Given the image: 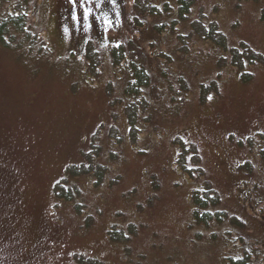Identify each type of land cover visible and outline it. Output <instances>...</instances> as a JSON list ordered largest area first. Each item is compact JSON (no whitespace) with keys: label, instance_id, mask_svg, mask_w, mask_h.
Masks as SVG:
<instances>
[{"label":"rangeland","instance_id":"1","mask_svg":"<svg viewBox=\"0 0 264 264\" xmlns=\"http://www.w3.org/2000/svg\"><path fill=\"white\" fill-rule=\"evenodd\" d=\"M136 2L105 32L128 55L116 66L106 44L93 77L76 36L56 32L61 4L0 0V16L26 9L52 46L35 62L0 46V264H232L246 253L264 264V0H196L184 19L178 0ZM246 48L263 57L243 58L249 82L232 65ZM131 62L152 76L137 97L125 91ZM182 142L203 175L178 165ZM207 183L223 224L194 219L191 195Z\"/></svg>","mask_w":264,"mask_h":264},{"label":"trees","instance_id":"2","mask_svg":"<svg viewBox=\"0 0 264 264\" xmlns=\"http://www.w3.org/2000/svg\"><path fill=\"white\" fill-rule=\"evenodd\" d=\"M56 5L61 4L63 11L64 22L62 30L60 27L57 28L56 32L61 37L62 33L72 32L76 37L71 40L73 50L78 49L85 51V58L87 63V71L93 77H98L99 68L102 62L100 51L101 48L106 44H112L111 54L113 56L115 65L118 66L126 58L128 52L126 51L123 44L119 42H113L110 38H107L105 32L110 29L119 28V22L123 15V11L120 9L122 4H125V0H92L91 5L95 11L91 10L89 0H48L49 9H53L54 3ZM196 0H178L179 2V13L181 18H186L190 12L192 4ZM144 4L148 5L147 0H137L136 6ZM55 6V5H54ZM151 10L155 9L154 5H149ZM124 8V7H123ZM52 18V24L54 25ZM195 30L203 36L208 38L212 37L215 39L217 35L221 36L217 39L218 42L225 44L224 35L217 31V26H210L209 31H206L204 26L199 22L195 21ZM56 25V24H55ZM216 25V24H215ZM55 27V26H54ZM203 29L205 31H203ZM0 46L7 50L17 52L26 62H35L41 58H49L52 53V46L50 43L44 40L40 35V32H35L29 26V12L25 9H19L13 12L0 16ZM248 55L250 62L263 60V57L257 52H253L252 49L233 50L232 65L236 66L240 71V79L243 82H249L253 78V74L249 71H244V57ZM131 69L133 72V79L128 83L125 91L128 95H140L143 88L148 86L152 80L151 72L145 65V62L139 64L138 62H131ZM183 81V80H182ZM217 89V82L214 81L209 85L202 87L203 96L206 91H212ZM264 140V134H263ZM183 143V151L178 157V165L183 171L189 173L192 177V170L197 172V176L203 175V170L196 165L195 168H187L186 166V154H193L194 160L199 162L198 151L196 147ZM187 146V147H186ZM262 157H264V149L260 150ZM244 167L250 168V163L243 164ZM100 165L93 166L91 169L78 170L76 166H72L68 169L74 175L90 174L92 171L100 170ZM105 169L101 170L100 177L103 176ZM204 190L193 191L191 198L194 204V219L197 223L210 226V224L216 221L218 224H223L228 214L225 210H213L212 207L220 203V197L217 192L213 189L210 183L206 184ZM56 191L59 196L66 197L63 193L62 186L60 183L56 186ZM61 192V194H59ZM72 199V197L68 198ZM235 224H240V220L236 217L232 218ZM232 264H252L249 253H246L240 259H232Z\"/></svg>","mask_w":264,"mask_h":264},{"label":"flooded vegetation","instance_id":"3","mask_svg":"<svg viewBox=\"0 0 264 264\" xmlns=\"http://www.w3.org/2000/svg\"><path fill=\"white\" fill-rule=\"evenodd\" d=\"M57 3V2H56ZM56 3H55V5H56ZM58 6V5H57ZM57 12V11H56ZM56 26H57V28H59L60 27V22H59V17H58V19H56Z\"/></svg>","mask_w":264,"mask_h":264},{"label":"snow or ice","instance_id":"4","mask_svg":"<svg viewBox=\"0 0 264 264\" xmlns=\"http://www.w3.org/2000/svg\"><path fill=\"white\" fill-rule=\"evenodd\" d=\"M209 99H211V97H209ZM125 235H127V233H125Z\"/></svg>","mask_w":264,"mask_h":264}]
</instances>
